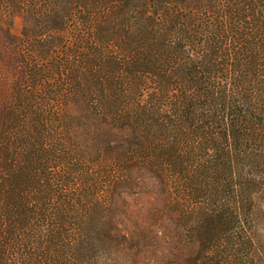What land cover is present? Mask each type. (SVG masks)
<instances>
[{
	"label": "trees",
	"instance_id": "16d2710c",
	"mask_svg": "<svg viewBox=\"0 0 264 264\" xmlns=\"http://www.w3.org/2000/svg\"><path fill=\"white\" fill-rule=\"evenodd\" d=\"M3 10L26 27L0 105V264H138L147 236L121 229L115 198L148 178L150 219L196 264L263 261L264 0Z\"/></svg>",
	"mask_w": 264,
	"mask_h": 264
},
{
	"label": "rangeland",
	"instance_id": "374dc122",
	"mask_svg": "<svg viewBox=\"0 0 264 264\" xmlns=\"http://www.w3.org/2000/svg\"><path fill=\"white\" fill-rule=\"evenodd\" d=\"M25 19L22 13L11 15V12L0 11V105L16 94V84L18 85L21 74L16 60L20 55L16 38H20L25 30ZM158 192L156 181L148 178L140 181L136 189L124 194L122 200L115 198V207L125 214V217L120 215L121 229L129 232L135 230L147 236L139 241L138 264H171L176 261L175 255L180 250L184 252V257L189 253L186 264H196L195 250L191 246L189 251L188 247L178 245L173 236L172 224L164 223L158 227L150 219L155 217L156 211L152 213V210L161 205ZM257 216L258 234L264 242V199L258 201ZM258 264H264V254L263 261Z\"/></svg>",
	"mask_w": 264,
	"mask_h": 264
}]
</instances>
